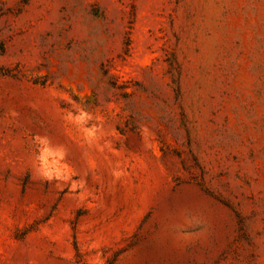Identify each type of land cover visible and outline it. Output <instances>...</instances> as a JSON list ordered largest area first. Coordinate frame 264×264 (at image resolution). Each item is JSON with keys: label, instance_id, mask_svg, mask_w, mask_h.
<instances>
[{"label": "rangeland", "instance_id": "obj_1", "mask_svg": "<svg viewBox=\"0 0 264 264\" xmlns=\"http://www.w3.org/2000/svg\"><path fill=\"white\" fill-rule=\"evenodd\" d=\"M0 264H264V0H0Z\"/></svg>", "mask_w": 264, "mask_h": 264}]
</instances>
